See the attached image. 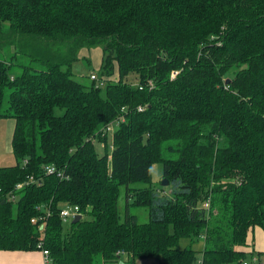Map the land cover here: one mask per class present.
<instances>
[{"label": "trees", "instance_id": "obj_1", "mask_svg": "<svg viewBox=\"0 0 264 264\" xmlns=\"http://www.w3.org/2000/svg\"><path fill=\"white\" fill-rule=\"evenodd\" d=\"M98 48L83 86L71 66ZM1 119L15 163L0 167V250L243 264L248 232L264 230V0H0ZM154 164L169 192L152 187ZM65 205L81 216L66 230Z\"/></svg>", "mask_w": 264, "mask_h": 264}, {"label": "rangeland", "instance_id": "obj_2", "mask_svg": "<svg viewBox=\"0 0 264 264\" xmlns=\"http://www.w3.org/2000/svg\"><path fill=\"white\" fill-rule=\"evenodd\" d=\"M93 51V50H92ZM90 52V56L88 59L87 57H82L80 58L77 62H74L71 66V72L73 74V78L83 86L89 87L90 86V78L89 76L91 74L97 73V65H98V59H99V54L97 52ZM87 61L89 63H87ZM60 110L56 109V114H60ZM5 122L0 121V167H6V166H11L13 165L14 158L12 155V152L9 148L10 141L6 142V139L4 138L5 134L3 132V129L1 127V124H4ZM113 130H116V124L111 126ZM112 142V132L107 134V144L111 145ZM95 147L97 150V153L101 155L102 153V147L99 143H95ZM110 152V151H109ZM163 181L162 178V166L161 164H154L152 167V182L151 185L153 188H156L161 185V182ZM130 187H142L140 185L137 186H130ZM170 185L163 187L166 189L168 192L170 190ZM125 188L121 187L120 188V196L118 199V211L120 214L121 219L124 218V214L126 212V200H125ZM129 213L136 216L137 220L139 223H145L148 221V211L143 209V208H134L131 207L129 208ZM84 220H89L88 216H83L82 217ZM68 224V223H67ZM64 224V230L68 228L69 225ZM190 245V241L188 240H181L179 242V248H187ZM191 248L195 251H197V255L200 257V251L203 249V240L199 239L197 241H194L191 245ZM155 260L153 259H145V260H136L135 264H154Z\"/></svg>", "mask_w": 264, "mask_h": 264}, {"label": "crops", "instance_id": "obj_3", "mask_svg": "<svg viewBox=\"0 0 264 264\" xmlns=\"http://www.w3.org/2000/svg\"><path fill=\"white\" fill-rule=\"evenodd\" d=\"M91 50H82L79 54V57H87L90 56ZM97 52L99 54V61L97 68L100 65L101 60V49H93L92 52ZM91 57V56H90ZM1 122H5L1 124L3 132L5 134L4 138L6 142L10 141L9 148L11 150V139L14 130L15 122L13 119H1ZM247 259V264H254L263 261L264 262V230L260 227H255L251 229L247 234V247L244 249ZM0 264H49L47 259L42 254V251H4L0 250ZM116 264V263H114Z\"/></svg>", "mask_w": 264, "mask_h": 264}, {"label": "built area", "instance_id": "obj_4", "mask_svg": "<svg viewBox=\"0 0 264 264\" xmlns=\"http://www.w3.org/2000/svg\"><path fill=\"white\" fill-rule=\"evenodd\" d=\"M173 76H175V74H173ZM97 79L98 78H97V76L95 74H91L90 75V80H95L96 81ZM114 124L117 125V122H115L113 124H108L107 127L105 128V130L103 132H105V134H108V133L112 132V134H113V131L114 130L112 129L111 126H113ZM46 173L48 175L56 174L57 177H59V178H62L63 177V175H61V173L58 172V171H56L53 167H47L46 168ZM21 187H22V184H19L17 186L18 189H20ZM48 214H49V212L47 211L45 217H47ZM79 214H80L79 213V208L77 206L65 205L61 209V211L59 213V217H60V219H61V221H62L63 224H67V223L71 222L73 219H75V217L78 216ZM45 217H42L40 219V223H39V227H38L39 230L44 229V221L43 220H45L44 219ZM34 223H35V221L34 220H31V224H34ZM42 254L45 257V259H47V262H49L48 261V252L46 250H42ZM117 254L122 255L123 252H118ZM243 264H247V263L244 262ZM254 264H264V262L263 261H259L257 263L254 262Z\"/></svg>", "mask_w": 264, "mask_h": 264}, {"label": "water", "instance_id": "obj_5", "mask_svg": "<svg viewBox=\"0 0 264 264\" xmlns=\"http://www.w3.org/2000/svg\"><path fill=\"white\" fill-rule=\"evenodd\" d=\"M161 186L162 187H166L168 186V181L166 179H163V181L161 182ZM81 216H76L75 219L72 220V223L75 224L80 220Z\"/></svg>", "mask_w": 264, "mask_h": 264}]
</instances>
